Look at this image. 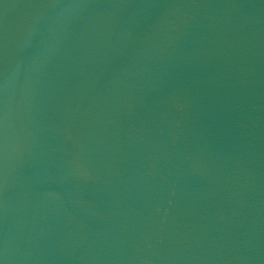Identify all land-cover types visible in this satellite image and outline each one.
Segmentation results:
<instances>
[{
    "label": "water",
    "instance_id": "95a60500",
    "mask_svg": "<svg viewBox=\"0 0 264 264\" xmlns=\"http://www.w3.org/2000/svg\"><path fill=\"white\" fill-rule=\"evenodd\" d=\"M0 264H264V0H0Z\"/></svg>",
    "mask_w": 264,
    "mask_h": 264
}]
</instances>
